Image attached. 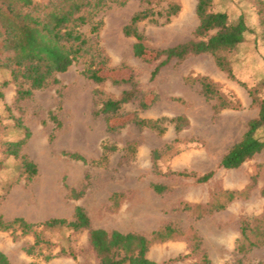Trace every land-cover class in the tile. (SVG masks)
<instances>
[{"label":"rangeland","instance_id":"obj_1","mask_svg":"<svg viewBox=\"0 0 264 264\" xmlns=\"http://www.w3.org/2000/svg\"><path fill=\"white\" fill-rule=\"evenodd\" d=\"M170 1L181 6L170 21L165 16L168 1L163 0L156 5V11L163 14L138 24L149 48L165 49L194 38L199 24L197 0ZM257 1L213 0L215 11L226 12L232 22L243 17L249 27L244 42L229 54L235 78L220 69L209 53L174 58L165 64H161L164 57L147 62L135 56L136 39L127 36L124 28L144 8L143 0L113 3L99 12L97 33L91 32V24L82 27L92 50L101 52L110 69V76L101 83L84 73L91 58L87 54L58 74L57 82L17 102L16 84L1 88L11 76L0 67V90L4 92L0 98V216L6 220L23 217L33 223L50 218L72 220L75 208L82 206L93 228L145 235L151 240L148 257L160 263L203 264L207 254L211 264H237L239 260L264 264V245L245 254L237 250L242 219L264 213V149L238 168L221 166L223 156L258 116L259 105L249 89H257L264 97V23ZM4 55L0 40V58ZM129 75L140 96L157 99L148 108H142L139 100L126 103L120 116L160 120L165 128L162 134L135 123L109 129L107 117L100 112L102 103L120 98L131 87L115 82L113 76ZM201 77L238 99L240 107L217 112L218 100L203 94ZM178 116L185 119L180 131L172 120ZM17 118L31 132L22 153L38 166L32 179L22 174L19 158L4 154L3 141L24 136ZM259 136L264 138V130ZM170 144L169 151L154 159L155 151L163 152ZM74 153L85 160L71 157ZM180 171L200 175L214 171V175L198 182L172 173ZM156 184L166 189L158 192ZM225 190L245 193L224 209L207 212ZM186 205L195 208L187 210ZM167 225L176 229L173 237L154 240V232ZM37 233L44 241L30 254L27 249L35 243L34 232L0 229V250L12 264H99L89 229L39 228Z\"/></svg>","mask_w":264,"mask_h":264},{"label":"trees","instance_id":"obj_2","mask_svg":"<svg viewBox=\"0 0 264 264\" xmlns=\"http://www.w3.org/2000/svg\"><path fill=\"white\" fill-rule=\"evenodd\" d=\"M145 6L136 12L130 22L125 26L124 33L133 36L136 42L133 45L134 55L153 62L164 57L161 64L171 59L182 60L189 55L204 53L212 54L217 65L227 72L231 78H235L234 70L229 59V54L244 42L249 27L243 17L232 22L224 11H215L213 0H197L196 14L199 24L194 32V38L188 41L167 47L165 49H152L144 43V35L138 28L139 22L153 18L157 14L156 5L163 0H143ZM165 9L166 21L177 15L181 6L170 0ZM126 0H0V40L1 49L5 54L0 58V67L10 71V79L4 80L1 88L14 83L17 86V102L31 97L35 90L57 82V75L66 72L81 57L91 54L84 73L97 83L105 81L109 76L107 61L101 52L92 50L91 40L83 33L82 27L91 24V32L97 33L101 21H95V17L102 10L113 3L124 4ZM259 14L264 23V2L258 0ZM156 69L155 73H157ZM115 82H126L130 88L123 91L118 99L108 98L103 101L100 112L107 117L110 130H116L129 123L146 126L162 134L165 128L160 120L140 119L133 116H120L123 105L131 101H140L142 108H148L156 101V96L148 94L140 96L136 81L132 75L117 78ZM202 92L207 99L216 98L218 104L216 111L225 108H239L238 99L222 91L218 85L207 77L199 79ZM253 101L259 105L258 116L251 119L248 129L241 140L236 142L223 156L221 166L225 169H234L254 157L264 149V138L259 132L264 130V97L258 95L257 89L250 88ZM4 92L0 90V98ZM176 124V130L182 129L183 116L172 119ZM17 127L24 132V136L15 141H3V149L6 157L13 156L21 160L22 174L32 179L38 173L37 164L30 160L22 150L31 137L30 129L20 118L16 119ZM173 147L168 145L163 152H154V159H158ZM109 150L106 148V151ZM113 150V149H112ZM107 153V152H106ZM73 158L84 159L82 155L71 154ZM107 154L104 155L106 157ZM184 178H196L198 182H206L212 178L214 171L202 175L188 172H172ZM158 192H163L166 187L154 185ZM73 192H75L73 190ZM245 191L225 190L209 205L207 212L222 210L234 199L244 195ZM75 196H79L75 193ZM197 207V206H196ZM193 206L186 205L185 209L193 210ZM70 228L72 230L89 229L90 244L99 258V264H165L148 257L147 253L151 240L138 233H124L118 230L111 232L103 228H93L91 220L82 206H77L72 220L66 218H50L44 222L33 223L23 217L6 220L0 216V229L21 230L23 234L34 232L36 240L33 246L27 249L32 253L33 249L41 244L44 239L37 233V229ZM241 238L238 240L237 250L245 254L254 248L264 245V213L254 219L243 218L241 222ZM176 229L170 225L162 230L154 232V240L164 241L172 238ZM203 264H211V260L204 254ZM0 264H12L8 256L0 250ZM30 264H37L32 262ZM237 264H243L241 260Z\"/></svg>","mask_w":264,"mask_h":264}]
</instances>
